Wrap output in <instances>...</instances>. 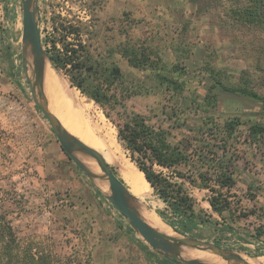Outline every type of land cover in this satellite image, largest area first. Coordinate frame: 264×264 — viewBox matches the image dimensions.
<instances>
[{"label":"rangeland","instance_id":"obj_1","mask_svg":"<svg viewBox=\"0 0 264 264\" xmlns=\"http://www.w3.org/2000/svg\"><path fill=\"white\" fill-rule=\"evenodd\" d=\"M36 4L42 41L54 38L55 18L61 17L57 21L65 23L80 21L89 27L93 52L105 56L112 43L111 38L115 35L122 39L120 31L129 27V19L139 23L132 34L136 38L159 35L165 46L170 42L186 40L187 46L192 49L191 59H178L170 46L164 49V58L167 63L181 61L188 67V88L201 99L209 93L211 85V80L198 71L207 60L233 75L234 81L242 71L250 70L256 90L264 96V30L231 25L229 12L238 7L233 0H219L218 5L203 16H197L193 0H113L112 6L110 0H53L49 7L46 0H36ZM7 30L18 51L8 54V59L0 58V245L7 240L3 232L9 227L12 228V236L7 238L13 240L16 251L24 252L31 247V254L46 258V263L164 264V257L128 228L127 221L107 200L110 188L98 178L102 172L97 162L79 155L94 173V181L64 153L49 121L37 109L24 72L22 0H0V32ZM119 62L126 76V86L143 84L151 88L152 83L145 72L132 69L125 60ZM33 68V59L30 58L28 69L32 78ZM51 68L66 92L71 96L74 94L72 98L82 99L92 109L91 115L86 116L82 111L79 114L67 100L55 105L45 92L50 111L62 125L81 141L86 139L83 142L94 148L97 136L91 127V120L106 123L116 149L134 169L140 171L131 162L115 124L106 117L104 110L72 87L62 72L52 65ZM154 92L156 95H141L128 100L127 113L141 114L151 118L152 123L161 122L165 118L164 112L172 113L174 103L162 91L154 89ZM213 94L219 101L215 114L219 122L233 117L242 121L239 141L235 144L240 157L235 192L237 200L242 201L243 212L255 210L260 216V219L251 216L238 222L237 229L248 234L255 232L256 227L264 226V138L257 144L247 141L250 127L264 124V105L221 89L214 90ZM114 117H117L116 114ZM190 119L191 124L197 120L195 117ZM83 121H86V127ZM107 163L134 198L139 199L142 193L124 181L115 165ZM148 188L149 196L143 203L149 218H142L147 223L156 224V230L174 237L159 216V212L166 213V205L155 195L150 184ZM252 196L255 199L252 200ZM197 197L198 208L210 220H221L202 203L200 198L203 195L198 194ZM91 201L98 202L97 210L91 207ZM102 214L106 215L115 231L104 229L107 224L102 223ZM197 238L212 243L221 238L223 248L238 252L247 262L253 259L255 264H264V256L246 254L239 247L237 238L228 240L229 237H218L210 225L202 227ZM186 258L206 261L203 252L198 254L191 249H187ZM0 264H5L1 258Z\"/></svg>","mask_w":264,"mask_h":264},{"label":"trees","instance_id":"obj_2","mask_svg":"<svg viewBox=\"0 0 264 264\" xmlns=\"http://www.w3.org/2000/svg\"><path fill=\"white\" fill-rule=\"evenodd\" d=\"M218 1L193 0L197 16L206 15ZM233 1L238 7L229 12L231 25L264 30V0ZM57 19L61 17L54 19V38L42 41L52 66L68 78L72 87L100 106L115 124L131 162L137 165L155 195L166 205V213L159 212V216L183 236L197 238L202 227L210 225L218 237L237 238L246 254L264 256L259 248L248 247L256 243L264 246V226L248 234L236 227L238 222L251 216L260 219L255 210L243 212L242 201L237 200L235 192L240 164L235 144L239 141L242 121L233 117L219 122L215 115L219 101L213 94L214 90L221 89L264 105V96L256 90L251 71H242L234 81L233 75L207 60L198 71L211 80V85L209 93L201 99L188 88V67L181 61L167 63L164 58V49L170 46L178 59H191L192 49L186 40L170 42L166 47L159 35L136 38L132 34L139 23L128 19L129 27L120 31L122 39L114 35L106 55H96L88 25ZM120 60H125L132 69L145 72L151 88L143 84L126 86ZM154 89L170 96L174 103L172 113L164 112L165 118L156 123L141 114L127 113L128 100L156 95ZM190 117L197 118L194 124L190 123ZM263 138L264 124L252 125L247 141L257 144ZM198 194H204L203 200L210 203L211 211L221 220H210L198 208ZM11 230L5 229L3 235L7 240L0 245V258L5 264H51L46 263V258L31 254V247L24 252L16 251L13 240L7 238L12 236ZM220 239L215 244L223 247ZM163 261L174 264L167 259Z\"/></svg>","mask_w":264,"mask_h":264},{"label":"water","instance_id":"obj_3","mask_svg":"<svg viewBox=\"0 0 264 264\" xmlns=\"http://www.w3.org/2000/svg\"><path fill=\"white\" fill-rule=\"evenodd\" d=\"M23 8V34L22 55L24 60V72L29 80L30 90L37 108L49 121L58 142L64 153L75 165L95 181L94 173L89 170L79 155L90 157L99 165L104 184H108L111 194L106 196L113 208L127 221L133 231L151 247V249L171 261L174 264H206L198 259H189L180 256L182 249L207 251L219 256L228 264H250L239 254L230 249L223 248L215 243L198 239L192 236L181 237L168 236L150 226L140 215L134 206V196L124 182L115 174L103 155L96 149L88 146L78 137L72 135L50 111L49 102L44 89V67L50 59L44 48L39 22L37 18L36 0H22ZM33 59V78L28 69L29 59ZM52 65V63H51Z\"/></svg>","mask_w":264,"mask_h":264},{"label":"bare ground","instance_id":"obj_4","mask_svg":"<svg viewBox=\"0 0 264 264\" xmlns=\"http://www.w3.org/2000/svg\"><path fill=\"white\" fill-rule=\"evenodd\" d=\"M65 86L67 87V85H65ZM44 89H45L46 94L50 98V100L55 105H57V106H58V104L61 105V104L64 103V101L67 100L66 102L69 105L71 104V106L73 105V108H75L76 111H78V112L79 111H82V112H84L86 114V116H87V114L88 115H91L92 114V109H91V107L87 106L88 104L85 105L86 103L84 104L83 101H82V99H81V101H82L81 102L80 100H78L76 98H72V96L74 94L71 96L68 92H66L67 91L66 88L64 87L63 83L59 80V78L56 76V74L54 73V70H52L51 65H50V62L48 60L46 61V65L44 67ZM79 114H80V112H79ZM98 116H100V115H98ZM76 119H78V118H76ZM98 120H100V119H98ZM85 122L83 121L84 124H85ZM88 122H89V120H88ZM101 122L91 120V123H90L92 125L91 127L93 128V130H94V132H95V134L97 136L96 137V144L94 145V149H96L97 151H99L103 155V157L105 158V160L107 162L115 165L118 168V172L120 173V175L124 179V181H126L127 183H129L130 185H132L136 189V191L138 190V192H141L142 193V196L139 199L134 198L135 199L134 206L138 209L141 217H144V216L148 217L149 216L148 215L149 212L145 208L143 202H145L146 198H148V196H149V194H148L149 191H150L149 188H148L149 184L145 180L144 174L142 172L137 171L136 169H134V167L128 161V159H126L124 156H122L120 150L119 149H116V147L114 146V144L110 140L111 133L109 131V127L106 125V123L104 124V123H101ZM86 126L87 125L85 124V127ZM80 130H82L81 131V134H82L83 128L81 127ZM89 133H91V132H89ZM91 136H92V134L90 135V137ZM85 140H83V141H85ZM98 178H100L102 180L101 177H98ZM148 224L150 226H152L153 228H155V229L157 228L156 224H154V223H148ZM164 225L171 231V233H172V235L174 237H181L168 224H165L164 223ZM191 250H193V249H191ZM193 251L196 252V253H198V254H201L203 252V254H205V256H206V261H205L206 264H209V262L211 264H228V262H226L225 260H223L222 258H220L219 256H216L215 254H213L211 252L201 251V250H193ZM180 256L186 258L187 257V249H182L181 252H180ZM252 261H253V259L251 261H249L248 263L255 264Z\"/></svg>","mask_w":264,"mask_h":264},{"label":"crops","instance_id":"obj_5","mask_svg":"<svg viewBox=\"0 0 264 264\" xmlns=\"http://www.w3.org/2000/svg\"><path fill=\"white\" fill-rule=\"evenodd\" d=\"M111 1V6H112V3H113V0H110ZM19 43V41H18ZM17 44L14 43V40L11 36V33L7 30V31H4V32H0V58L1 59H8V54H10L11 52H17L18 51V48L16 46ZM16 50V51H15ZM204 196V194H201ZM202 200V203L203 204H206V207L208 206L209 209H211V206H210V203L208 201H204L203 200V197L200 198ZM91 207L92 208H99V206L97 205L98 202L96 201H91ZM105 206V205H104ZM102 209L104 210V208L102 207ZM106 212V210H104ZM101 214V213H100ZM101 218L103 220L102 223L107 224L106 227L107 228H104V229H107L108 231H115V228H113V225L109 223V220L108 218L106 217L105 214H102L101 215ZM122 227V225H121ZM247 246V245H246ZM248 247L252 248V249H260V252H264V246L261 245V243H256V244H249Z\"/></svg>","mask_w":264,"mask_h":264},{"label":"flooded vegetation","instance_id":"obj_6","mask_svg":"<svg viewBox=\"0 0 264 264\" xmlns=\"http://www.w3.org/2000/svg\"><path fill=\"white\" fill-rule=\"evenodd\" d=\"M53 0H46L48 7L50 6V3H52Z\"/></svg>","mask_w":264,"mask_h":264}]
</instances>
